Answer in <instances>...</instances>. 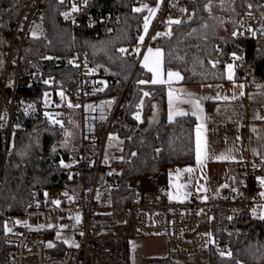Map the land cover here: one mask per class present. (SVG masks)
<instances>
[{"label":"trees","instance_id":"16d2710c","mask_svg":"<svg viewBox=\"0 0 264 264\" xmlns=\"http://www.w3.org/2000/svg\"><path fill=\"white\" fill-rule=\"evenodd\" d=\"M30 1L0 0V264L14 262L15 247L5 237L20 226L11 213L43 210L48 191L66 188L75 195L80 191L82 176L66 164L80 156V115L68 92L69 87L78 88L79 78L75 68L57 65L59 56L71 55L82 45L109 80L100 97L115 96L121 101L111 131L123 140L124 148L107 166L106 180L115 183L101 195L103 209L121 206L131 222L130 211L139 197L130 186L132 179L153 176L170 166L190 165L197 159V118L184 115L170 121L166 86L151 83L152 74L138 64V57L120 52L143 31L146 12L134 11L135 6L161 0H91L94 13L120 16L112 32L98 33L92 29L81 32L66 15L65 0H43L34 14L43 28L39 37L30 30L24 33L19 26ZM183 1L187 15L156 45L164 51L165 70L180 72L187 84H227V64L234 63L236 79L244 80L247 74L249 81L260 83L264 79V0ZM246 12L254 16L256 31L244 39L235 34ZM236 57H245V61H234ZM54 104L66 113L65 126L51 120ZM66 126L74 127L70 146L62 144ZM243 163L232 167L230 185L240 184L246 176ZM258 173L264 174V165L253 171ZM254 186L262 188L258 181ZM110 217L96 214L94 232L108 229ZM202 222L215 230V238L226 242L227 253L222 255L213 244L192 255L171 250L166 256L148 258L146 264H264V219L248 206H240L235 219L223 210L217 219L202 218L203 227ZM55 232L43 230L40 238L52 240ZM64 246L57 242L59 249Z\"/></svg>","mask_w":264,"mask_h":264},{"label":"built area","instance_id":"2783aa9c","mask_svg":"<svg viewBox=\"0 0 264 264\" xmlns=\"http://www.w3.org/2000/svg\"><path fill=\"white\" fill-rule=\"evenodd\" d=\"M43 0H31L25 8L19 26L27 22L29 27L34 14ZM91 0H65L66 15L75 20L81 32L95 30L97 33L112 32L114 26L120 21L117 14L108 13L98 15L94 13L90 4ZM188 13V8L183 0H161L158 13L151 19L145 31L143 22L142 34L133 44L120 48L123 56L139 55L148 47L156 46L162 37L168 35L173 25L169 21H182ZM23 19H26L23 22ZM149 20V19H148ZM256 20L246 12L237 37L244 39L255 35ZM26 32V28L24 33ZM144 37L140 42V37ZM161 34V35H158ZM124 49L125 51H121ZM57 65L62 68H75L79 78V86L75 90L68 88L73 101L76 103L81 118L80 132L81 145L79 159L66 163L72 172L80 174L82 181L80 191L75 195V210L77 215L69 219V234L74 243L67 244L59 249L57 243L40 238V232L20 227L6 234V242L15 247L13 264H131L129 255V240L131 236H157L164 235L169 238L172 250L183 255H192L216 245L222 253L228 252L226 242L217 239L207 230H204L200 221L202 218L217 219L224 210L229 219H235L240 206H248L258 217L264 216V174H253L255 169L263 166L258 158H251L243 163L246 176L240 184L223 187L217 194L208 199H203L199 192L193 194L187 205L171 203L158 205L150 200L148 194H139L131 211L130 235H109L95 233L93 229L94 216L101 210L102 193L111 187L115 181L106 180L108 172L105 151L112 134V126L116 113L121 105L115 96L100 97L108 86L109 80L102 68H97L88 51L81 45L68 56H59ZM238 62L245 61V57H236ZM50 82L53 79L49 80ZM249 88L264 85L249 81L245 75ZM145 90V93H148ZM236 102H240L239 99ZM94 155H91V154ZM262 184L256 188L254 182ZM55 197L46 199L47 206H57ZM160 209V210H156ZM23 212L35 213L36 210ZM11 213L10 217L22 216L21 213ZM196 213V216L194 215ZM51 245V247H49Z\"/></svg>","mask_w":264,"mask_h":264},{"label":"crops","instance_id":"0c3cea01","mask_svg":"<svg viewBox=\"0 0 264 264\" xmlns=\"http://www.w3.org/2000/svg\"><path fill=\"white\" fill-rule=\"evenodd\" d=\"M160 5L161 1L156 6ZM141 37H144V33ZM141 37L140 42L143 40ZM149 49L153 53L151 56ZM157 49L161 53L159 58L154 55ZM146 56L149 57V67L155 68L157 60L159 61V78L164 82L154 84H164L167 88L168 119L171 121L184 115H193L197 118L195 142L197 149L199 140L203 163L196 159L195 163L190 165L170 166L153 176L132 179L130 186L137 193L148 194L150 200L158 205L171 203L187 205L196 192H199L203 199H208L215 196L221 188L230 186L232 167L235 164L258 158L264 165V85L249 88L245 79H236L234 63H229L231 72L229 65L227 66L228 79L230 74L232 76L227 84H187L183 82L180 72L165 70L163 49L152 46L139 55L138 64L148 70L144 66ZM169 72L179 73V77L169 78ZM151 74L153 80L154 73ZM217 96L220 99H217ZM237 99L240 102H236ZM192 101H199V108L195 107ZM158 116L159 109L156 114V117ZM123 148V140L111 134L105 151L106 162L110 165L119 158L118 155ZM189 169L191 171H188ZM214 175L217 179L223 178L222 185L214 184ZM122 226L128 231L117 234L109 232ZM101 233L130 235L131 223L128 219L127 223L109 227ZM171 250L170 240L164 235H135L129 240L131 264H135L138 252L145 258H150L166 256Z\"/></svg>","mask_w":264,"mask_h":264},{"label":"rangeland","instance_id":"374dc122","mask_svg":"<svg viewBox=\"0 0 264 264\" xmlns=\"http://www.w3.org/2000/svg\"><path fill=\"white\" fill-rule=\"evenodd\" d=\"M157 4H139L135 6L134 9L141 8L142 9L141 11H145L146 14H145L144 19L145 18L153 19L156 17L158 10H159V6H156ZM149 9H155L154 15L150 14ZM26 25H27V22L21 25L20 28H23V30H25L26 28V31L30 30V33L34 37H39L40 35H42L43 28H42V24L40 21L33 18L31 20L29 27H26ZM228 65L230 64H227V66ZM235 68H236V65H235ZM49 100H52V98ZM69 101L72 102L71 98H69ZM59 105L60 104L58 105L54 104L53 105L54 109L49 113V115L53 123H55L56 125L65 126L66 125L65 123L66 113L59 108L60 107ZM1 108L2 106L0 107V110ZM1 112L2 111H0V116H1ZM72 116H73V119H76L75 118L76 116L74 113H72ZM77 124H78V128L80 129L81 118L79 116L77 119ZM66 127L67 129H66L65 139L62 142V144L70 146L74 144V139H73L74 137L73 128L74 127L73 126H66ZM219 178L220 177H218L217 179L215 175L213 177V180L215 181L214 184L217 186L223 184V181L221 180L223 178H220V179ZM46 196L55 197L56 201H59V204H58L59 207L46 205V207L41 211L36 210L35 213H28L22 216L13 217L12 219L14 220V223L25 229H29V230L37 231V232H40L46 229H54L56 232H55L53 239L51 240L52 244L57 243V242H60V243L62 242L65 245L74 243L75 241L73 237L69 234L68 229H69V219L77 215L76 210H75V203H74L75 194L65 188L62 190L48 191L46 193ZM100 212L111 215V217L108 219L110 223V227L118 226L120 225V223L125 224L128 221L127 213L121 206H116L113 209L111 208L103 209L101 207ZM203 229L209 231L211 235L214 237L215 230L213 228L209 230L210 227L206 228V226L204 225ZM127 231H126V228L122 226L120 228H116L109 232L111 234H117V233H124ZM138 253L139 254H137L135 258V264H146L148 258H145L141 252H138Z\"/></svg>","mask_w":264,"mask_h":264},{"label":"snow or ice","instance_id":"6c2138e0","mask_svg":"<svg viewBox=\"0 0 264 264\" xmlns=\"http://www.w3.org/2000/svg\"><path fill=\"white\" fill-rule=\"evenodd\" d=\"M145 7H146V6H145ZM141 10H142L141 8H136V9H134V11H137V12H139V11H141ZM149 12H150V14H153V15H154V13H155V9H149ZM169 23H180V21H178V20H177V21H171V20H170ZM148 24H149V20H148V18H145V24H144L145 31H146L147 28H148ZM158 35H161V34L158 33ZM141 39H143V38L141 37ZM121 51L123 52V51H125V50H124V49H121ZM149 55H150V56L153 55L151 49H149ZM154 55H155L157 58H159V57L161 56V53H160L159 49L156 50V52H155ZM148 59H149V57L146 56V57H145V63H144V66H145L146 68H148L149 71H151V72L154 73V78H153V80H152L151 82H152V83H163L164 81L161 80V79L159 78V75H160V73H159V61L157 60V65H156L155 68H153V67H149ZM229 70H230V72H231V65H229ZM168 76H169V78H171L172 76L179 77V73H171V72H169V73H168ZM231 78H232V76H231V74H230V75H229V79H231ZM141 83H145V81H141ZM145 95H148V93H145ZM217 99H220V97L217 96ZM192 103H194V106H195V107L199 108V101H192ZM178 114H179V115H183L184 113H178ZM136 118L139 119V115H138V114H137V117H136ZM170 119H171V116H170ZM197 160H198V162L203 163V161H202V159H201V152H200V147H199V140H198V147H197ZM188 171H191V169H189ZM261 183L264 184V180H261ZM55 203L59 204V201H56ZM261 219H264V216H262ZM49 247H51V245H49ZM222 255H223V253H222ZM228 255H231V254L229 253Z\"/></svg>","mask_w":264,"mask_h":264}]
</instances>
